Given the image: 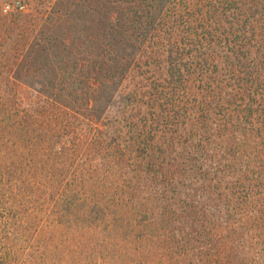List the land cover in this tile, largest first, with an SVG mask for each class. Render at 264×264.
<instances>
[{"label": "trees", "instance_id": "16d2710c", "mask_svg": "<svg viewBox=\"0 0 264 264\" xmlns=\"http://www.w3.org/2000/svg\"><path fill=\"white\" fill-rule=\"evenodd\" d=\"M24 9L0 14V264H264V0Z\"/></svg>", "mask_w": 264, "mask_h": 264}, {"label": "rangeland", "instance_id": "374dc122", "mask_svg": "<svg viewBox=\"0 0 264 264\" xmlns=\"http://www.w3.org/2000/svg\"><path fill=\"white\" fill-rule=\"evenodd\" d=\"M25 4V9L26 12H31L33 8L35 7L37 0H0V14H4L6 9L12 10L13 8L19 6V4ZM11 41L8 39L7 42H5V45L1 49V54H0V61L2 63H5L11 52L10 46ZM5 67V65H4ZM5 70V69H4ZM2 74H8V72L2 73ZM23 95L25 96L26 100H29L30 98V93L28 91H24ZM13 250V249H12ZM30 249L27 247L26 249L19 250L18 252H15L13 255V252L9 254V259L13 260V258H16V261L18 263L24 262V258L28 257V254L31 252L29 251ZM29 251V252H28Z\"/></svg>", "mask_w": 264, "mask_h": 264}]
</instances>
